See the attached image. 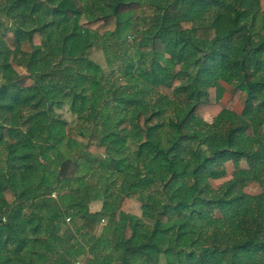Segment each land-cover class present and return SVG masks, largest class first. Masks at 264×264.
<instances>
[{"label":"trees","instance_id":"16d2710c","mask_svg":"<svg viewBox=\"0 0 264 264\" xmlns=\"http://www.w3.org/2000/svg\"><path fill=\"white\" fill-rule=\"evenodd\" d=\"M146 7L157 20L137 28ZM12 8L0 37V264H264V0ZM130 36L133 53L112 60ZM65 106L78 126L57 115ZM228 163L232 180L213 188Z\"/></svg>","mask_w":264,"mask_h":264},{"label":"rangeland","instance_id":"374dc122","mask_svg":"<svg viewBox=\"0 0 264 264\" xmlns=\"http://www.w3.org/2000/svg\"><path fill=\"white\" fill-rule=\"evenodd\" d=\"M19 0H0V9L1 8H4L5 6H7L10 10L8 12H6V14H4L2 12L1 15H5L4 17H2L1 21L3 23V25L1 26L0 28V37H4V35L6 34L7 30L12 26L13 22H14V15H15V12L14 11H11L13 10L12 7L15 6V4L18 3ZM98 5L100 7H103L104 10L110 12V8H108L109 5H107L106 2L104 1H98L97 2ZM70 5V3H68ZM109 4V3H108ZM153 9L150 8V7H146V8H143L142 10L139 11V13L136 15L135 17V24L137 26V28H140V27H143V26H148L151 21H156L157 18H153L152 19V16H153ZM97 12L94 11L93 8H89L87 7L85 9V14H84V17H86L87 19H91V18H95L97 16ZM128 44L127 46H123L122 49H121V53H116L115 56H110L112 57V60H121L123 58H125L124 56V53L126 51H129L130 50V53H133V43H134V38L133 36H130V38L128 39ZM109 49V48H108ZM129 49V50H128ZM21 50L22 51H25V52H28L31 50V47L30 45L27 43V42H24L22 45H21ZM109 53H110V49L108 50ZM112 52V51H111ZM91 55H92V58L94 59V61H96L98 64H100L104 69H106V59H105V56L103 54V50L99 47V48H94L92 49L91 51ZM118 63L115 62L114 66L117 67ZM16 70L21 74V75H26V69L22 68V67H18V66H15ZM108 74H106V78L105 80L103 81V86L104 88H108L110 84L113 83L114 79L116 78V74H114L113 76L110 75L109 76V70L106 71ZM115 73H117V71H114ZM171 74H170V71L168 70H165L164 71V75H161L160 76V80L163 81H168L166 80V78L168 77V79L170 78ZM3 82V79H2V73H0V84ZM29 85L31 84V81L30 80H26L25 81V85ZM224 86L226 87L227 89V92L225 94V97L223 99V104H226L228 103L231 98H232V95L234 93V87L233 86H229L227 84H224ZM233 110L240 114L242 111H243V96L241 97L240 100H238L234 107H233ZM56 113L57 115H59L60 117H62V119L68 121L71 126H78L81 121L80 119H78L77 116L73 115L68 106H65L64 108L62 109H56ZM209 121H210V118L208 117L207 118ZM79 141H83L85 142L86 140L83 139V138H78ZM242 166H245V164L243 163ZM235 168H234V165L232 163H228L227 164V171H228V175L227 177L221 179V180H215V181H212V186L213 188L215 189H219L221 188L224 184H226L227 182H229L230 180H232V173L234 172ZM88 179L89 176H87ZM240 189H242L244 192L250 194V195H256V194H259L261 193L262 189L260 188V186L258 184H255V183H245V184H241ZM54 197H57L56 195H54ZM102 206H103V203L100 202V201H96V202H92L90 203L89 205V209L91 212L93 213H96V212H100L102 210ZM132 214L138 216V217H142V206L140 203L138 202H135L133 204V207H132V211H131ZM67 223H71L70 220L68 221V218H67ZM107 219L106 221L103 223V225H106L107 224ZM103 226L99 227V230H98V233L101 231ZM79 242L82 243V240H80ZM77 262L81 263V264H84V258L80 257L76 260ZM161 264H165L164 263V260L162 261Z\"/></svg>","mask_w":264,"mask_h":264},{"label":"built area","instance_id":"2783aa9c","mask_svg":"<svg viewBox=\"0 0 264 264\" xmlns=\"http://www.w3.org/2000/svg\"><path fill=\"white\" fill-rule=\"evenodd\" d=\"M68 221H69V219H68ZM104 222H105V221H104V220H102V224H103ZM76 264H81V263L77 262Z\"/></svg>","mask_w":264,"mask_h":264}]
</instances>
